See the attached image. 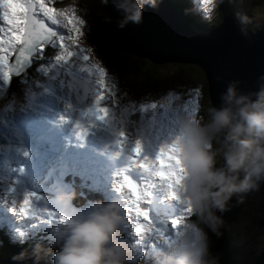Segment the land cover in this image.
<instances>
[{"label": "clouds", "instance_id": "obj_1", "mask_svg": "<svg viewBox=\"0 0 264 264\" xmlns=\"http://www.w3.org/2000/svg\"><path fill=\"white\" fill-rule=\"evenodd\" d=\"M101 3L108 5L109 0ZM112 4L122 13L117 24L121 29L142 23L145 6H159L158 0H112ZM236 18L241 34L247 35L244 26L249 18L243 13ZM105 21L110 23L111 17ZM240 83L231 81L221 93V105L208 107L206 116L180 117L179 149L186 175L178 195L184 207H191L195 219L180 227L172 243L153 250V264H219V257L211 252L209 233L221 238L222 214L231 210L232 198L243 203L244 195L264 182V76L255 91H241ZM76 196L74 190H55L54 203L63 210L67 223L51 230L47 246L43 241L31 246L36 264L41 260L50 264H138V249L122 238L121 226L127 217L121 201H94L89 211L82 212L72 203ZM13 243L23 245L27 238L17 234ZM27 258L28 249L12 257L14 261Z\"/></svg>", "mask_w": 264, "mask_h": 264}, {"label": "snow or ice", "instance_id": "obj_2", "mask_svg": "<svg viewBox=\"0 0 264 264\" xmlns=\"http://www.w3.org/2000/svg\"><path fill=\"white\" fill-rule=\"evenodd\" d=\"M50 0H0V79L8 83L13 75H20L24 68L34 59L42 58L46 46L60 49L55 56L57 65H63L68 68L69 74H72L74 67L79 61L85 62L79 64V73L88 85V91L93 97V106L88 109L86 115L94 117L109 125L116 135V145L123 150L129 143L128 134L125 131L127 118L134 115L140 116V121L155 119V112L159 107L170 108L173 102L176 107L172 111L176 115L178 128L171 143L163 144L156 151L155 157L144 156L143 159H136L135 166L142 169L150 178L149 186L153 180H158L164 184L173 199H180L178 195V186L183 178L179 159V140L181 130L179 122L181 114L195 116L198 113L199 89L195 90L187 97L169 94L168 103L161 106L153 102L151 104H137L136 101H129L120 104L118 88L106 69L96 64H88L89 56L86 52L91 51L83 47H77L75 51L71 50L69 41L72 45H78V39L74 38L83 35L82 29L85 21L75 14V9L66 8L57 10L49 6ZM204 3L214 7V0H204ZM46 21L50 22L47 23ZM63 28L66 31H58ZM69 58H73V65L70 67ZM107 93V95H106ZM133 123H136L133 121ZM119 125V130H117ZM77 136L83 138L86 132L81 125L77 124ZM145 150V143L141 138L134 141L132 152L139 158ZM120 153L117 152V155ZM121 188L126 189L128 193V203L130 211L137 218L134 227V234L137 237L133 245L139 252H143V245L149 228V213L146 208L141 207L144 197L148 195L145 188L137 183L131 176L121 173ZM12 194L16 193L14 187L8 189ZM34 193H25L19 201H11L12 212L16 213L22 220L32 217L37 220L59 221L61 224L67 223V217L57 214L53 210L40 209L33 205ZM18 209V211H17ZM192 214L190 206L184 207L183 214L172 221L176 229L175 235L179 234V225L182 220ZM143 218L144 223L139 222ZM24 235L23 232H19ZM154 238L163 241L164 244L172 243L173 238L162 233H156ZM155 247V244H153Z\"/></svg>", "mask_w": 264, "mask_h": 264}, {"label": "water", "instance_id": "obj_3", "mask_svg": "<svg viewBox=\"0 0 264 264\" xmlns=\"http://www.w3.org/2000/svg\"><path fill=\"white\" fill-rule=\"evenodd\" d=\"M159 6H145L140 24L129 23L123 29L117 26L122 13L113 7L112 0L104 5L107 17L104 27L113 40L122 48L138 56H146L156 62L166 60L193 62L202 68L206 78V88L210 106L221 105V93L225 92L231 81H240V90L255 91L259 78L264 76V28L246 29L241 34L237 18L224 16L220 21L203 22L193 18L186 11L169 0H158ZM261 202L258 206L257 222L262 227L259 252L255 264H264V182L261 183ZM237 197L229 202L231 210L223 213L225 225L223 236L214 237L213 255L219 257V264H228L229 243L224 239L227 223L239 209ZM218 215H220L218 213ZM12 254L0 257V264H36L34 258L14 261ZM39 264H50L41 260Z\"/></svg>", "mask_w": 264, "mask_h": 264}, {"label": "rangeland", "instance_id": "obj_4", "mask_svg": "<svg viewBox=\"0 0 264 264\" xmlns=\"http://www.w3.org/2000/svg\"><path fill=\"white\" fill-rule=\"evenodd\" d=\"M186 1L188 3V14L200 21L207 22L210 17H213L214 20L217 21L218 19H220L222 13L227 8L231 9L232 11H234L236 8H240L243 14L247 15V17L249 18V23H247L246 25L250 28H246L244 26L246 29L255 30L259 28H264V0H214V7H210L205 3L201 2L200 0L199 3L201 4V6L196 4L197 0ZM103 6L104 5L101 3V0H56L55 3V8L57 10H64L66 8L75 9V14L86 22L82 29V38L84 39V42L88 46H90L92 51V58L95 59L98 63H100L101 60L97 57L96 53L100 52L101 49L99 48V46H95L90 41L89 33L93 32V28L98 23V20H96L95 18V14L98 17L100 15V12H102ZM205 12L207 13L205 14ZM228 16L229 18H236V14H234L233 12ZM105 17H107V15ZM165 62L167 64L159 70L162 78H165H163L162 82L160 80L157 81L158 85L155 87L153 92L148 91L146 96L141 95L138 100L143 101L142 103L146 105L151 104L153 102L160 105L164 102H168L169 94L173 96L180 95L182 97H187L191 93H194L195 90L199 89L200 95L198 97V116H206V110L208 107L211 106L207 98L205 89L204 92H202V87L204 84L203 73L201 71L202 68L193 62L175 60H166ZM181 62L185 64L183 66L185 67L183 74L184 78H179L177 75V71L174 70V64ZM162 63L164 62H160L157 64ZM103 64L107 66L105 62ZM194 65L200 67L201 70ZM117 72L120 74L121 77L127 75L126 72L121 71L120 69H118ZM176 82L180 83V85L177 86ZM125 84H127L126 81ZM132 85L133 82H131V84H127L128 88L131 91L133 90ZM20 109H22V107H20ZM26 124L29 126V128L35 127V124L33 122L28 121ZM106 129L107 125L98 122L94 131L100 134ZM241 175H243V173H241ZM261 197V188L256 191H252L250 193L245 194L243 198V203H240L239 209L236 210L231 220L227 223V227L230 228L229 239L233 242L229 244V248L231 250L229 255V261L232 254L233 257L231 262L233 264L253 263L256 254L259 252L262 239V228L257 223L256 217L259 215L258 206ZM22 232L27 238V243L23 244L22 246L29 247L32 243L30 242V238L32 237H30V233L28 231ZM2 234L4 233L2 232ZM17 234H15L14 236H10L9 239H7V244L12 248L21 246V244L19 243H13V239L16 237ZM48 239L49 235H46L43 237L40 236L39 240H42L45 244H47ZM35 241L36 240L34 239V242ZM145 248L146 245H144L143 251ZM140 253L141 252H139L138 255ZM139 261L143 262L144 257L140 256ZM138 264L144 263L138 262Z\"/></svg>", "mask_w": 264, "mask_h": 264}, {"label": "trees", "instance_id": "obj_5", "mask_svg": "<svg viewBox=\"0 0 264 264\" xmlns=\"http://www.w3.org/2000/svg\"><path fill=\"white\" fill-rule=\"evenodd\" d=\"M170 2H172L173 4H175L176 6L180 7L181 9H183L184 11L188 13V9H187L188 3L186 0H170ZM232 12L234 14L242 13L241 10L237 8L234 11L227 8L222 13L220 20L224 16L230 15ZM105 15H106V11L104 10V8L102 9V12H100V15L98 17L95 14V18L96 20H98V23L93 28V32L89 33V39L95 46H99V48L101 49V51L97 52L96 55L101 60L102 63L105 62L109 70L115 76V77L113 76L112 79L117 85L118 93H123V96H125L126 98V102L136 101L138 103L139 101L138 98L141 95L146 96L148 91L153 92L155 87L158 85L157 81L160 80L162 82L163 78H165V77L162 78L159 70L163 68L167 63L164 62L162 64H157L160 62L152 61L148 59L146 56H138L134 54L132 51L122 48V46L117 44L115 40L112 39L111 35L107 33L104 27V23H103V19L105 18ZM220 20H217V21H220ZM208 22H216V20H214L213 17H210L207 23ZM245 27L249 28V26L247 25H245ZM49 53L50 52L48 50L44 51V54L42 56L44 61H47L49 57ZM41 65L43 64H38L37 67L40 68ZM184 65L185 64L182 62L174 64V70L177 71V75L179 78H184L183 77L184 69H185V67H183ZM178 66H179V69H178ZM194 66L198 67L197 65H194ZM198 68L201 70L200 67ZM33 69H34V66L29 64L24 68L23 72H21L20 75H13L11 80L8 83H5L6 92L3 94L2 100L11 99V101L18 102L20 93L23 92L25 88L24 84L26 83L27 79H29L32 73L34 75L38 74V72H35V70ZM118 69L126 72L127 75H124L121 77L120 74L117 72ZM203 80L202 81L204 84L202 87L203 88L202 92H204V89H205L206 95H207L206 78L204 76V73H203ZM125 81L127 84H131V82H133L132 91L128 88L127 84H125ZM3 83H4L3 80L0 79V87H1V84ZM176 85L179 86L180 83L176 82ZM207 98H208V95H207ZM128 123H130L129 119H128ZM190 219H195V217L192 215ZM256 221H257V217H256ZM214 237L215 236L210 233V238L212 242L211 252H213V248H214ZM37 241L39 240H36L35 242L33 241L29 247L28 246L25 247L21 245V246L12 248L7 244V240H4L0 236V257L7 256L10 253L21 252L24 249L31 250V246ZM228 243L230 244L231 240H229ZM228 250L231 252L229 247H228ZM232 257L233 255L231 254L229 264H233L231 262ZM253 263H254V260H253ZM253 263H250V264H253Z\"/></svg>", "mask_w": 264, "mask_h": 264}, {"label": "bare ground", "instance_id": "obj_6", "mask_svg": "<svg viewBox=\"0 0 264 264\" xmlns=\"http://www.w3.org/2000/svg\"><path fill=\"white\" fill-rule=\"evenodd\" d=\"M229 230H230V228L229 227H227L226 226V229H225V237H224V239L226 240V241H229L230 239H229ZM16 253H20V252H15V253H10L9 255H12V254H16ZM8 256V255H7ZM147 264H149V263H147Z\"/></svg>", "mask_w": 264, "mask_h": 264}, {"label": "flooded vegetation", "instance_id": "obj_7", "mask_svg": "<svg viewBox=\"0 0 264 264\" xmlns=\"http://www.w3.org/2000/svg\"><path fill=\"white\" fill-rule=\"evenodd\" d=\"M237 9H239V10H241L240 8H237ZM242 12V11H241ZM243 13V12H242ZM218 20H220V19H218Z\"/></svg>", "mask_w": 264, "mask_h": 264}]
</instances>
